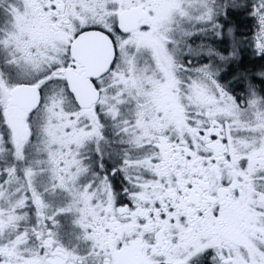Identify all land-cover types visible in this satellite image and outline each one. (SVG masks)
<instances>
[{
    "label": "snow or ice",
    "instance_id": "6c2138e0",
    "mask_svg": "<svg viewBox=\"0 0 264 264\" xmlns=\"http://www.w3.org/2000/svg\"><path fill=\"white\" fill-rule=\"evenodd\" d=\"M0 264H264V0H0Z\"/></svg>",
    "mask_w": 264,
    "mask_h": 264
}]
</instances>
